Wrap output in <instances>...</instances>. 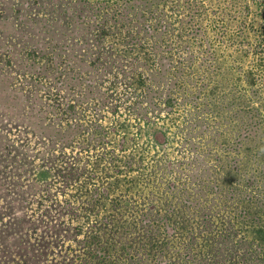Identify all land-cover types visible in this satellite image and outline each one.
Returning <instances> with one entry per match:
<instances>
[{
	"label": "rangeland",
	"instance_id": "1",
	"mask_svg": "<svg viewBox=\"0 0 264 264\" xmlns=\"http://www.w3.org/2000/svg\"><path fill=\"white\" fill-rule=\"evenodd\" d=\"M165 1L0 0V264H264V0Z\"/></svg>",
	"mask_w": 264,
	"mask_h": 264
},
{
	"label": "trees",
	"instance_id": "2",
	"mask_svg": "<svg viewBox=\"0 0 264 264\" xmlns=\"http://www.w3.org/2000/svg\"><path fill=\"white\" fill-rule=\"evenodd\" d=\"M119 3H125L127 6H129L130 9L136 6H143L145 8H157L160 5H163L166 3L165 0H115L113 6L111 7L115 12L116 8L118 7ZM191 4L187 2L186 9L190 8ZM106 16V14L104 15Z\"/></svg>",
	"mask_w": 264,
	"mask_h": 264
}]
</instances>
